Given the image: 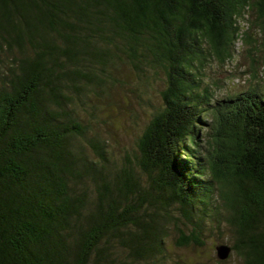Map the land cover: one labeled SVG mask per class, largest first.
<instances>
[{
  "label": "trees",
  "instance_id": "1",
  "mask_svg": "<svg viewBox=\"0 0 264 264\" xmlns=\"http://www.w3.org/2000/svg\"><path fill=\"white\" fill-rule=\"evenodd\" d=\"M243 50L264 77V0H0V264H181V221L264 264V88L207 77ZM131 75L162 103L118 163L93 98Z\"/></svg>",
  "mask_w": 264,
  "mask_h": 264
},
{
  "label": "rangeland",
  "instance_id": "2",
  "mask_svg": "<svg viewBox=\"0 0 264 264\" xmlns=\"http://www.w3.org/2000/svg\"><path fill=\"white\" fill-rule=\"evenodd\" d=\"M207 72L208 81L213 83L219 97L245 91L258 82L264 88V77L257 79L252 77V58L245 50L234 64L226 67L215 61ZM124 80L125 84L115 85L109 96L93 98L94 104L98 106L97 114L102 118L99 126H96L97 130L102 136L110 138L107 143V148L112 150L109 158L118 163L122 162L128 152L135 159L137 140L142 128L149 121L151 113L162 103L160 92L163 89V82L159 81L152 87L146 85L138 87L137 84L141 82H138L137 77L131 75ZM90 154H93L92 149ZM178 224V227H173L168 238L172 259L181 264H243L234 252H231L226 261L219 263L223 260L217 256V245L232 244L229 239L230 227L225 222L222 221L220 228L217 227V223H208L200 235L199 242L191 241L183 245L180 243L185 242V238L181 237V231L190 235L194 226L187 221Z\"/></svg>",
  "mask_w": 264,
  "mask_h": 264
},
{
  "label": "water",
  "instance_id": "3",
  "mask_svg": "<svg viewBox=\"0 0 264 264\" xmlns=\"http://www.w3.org/2000/svg\"><path fill=\"white\" fill-rule=\"evenodd\" d=\"M217 256L221 260H226L229 258L231 253V246L227 243H221L217 245Z\"/></svg>",
  "mask_w": 264,
  "mask_h": 264
}]
</instances>
